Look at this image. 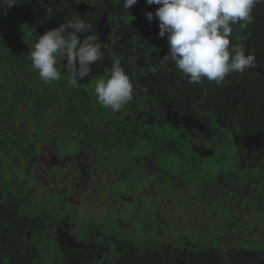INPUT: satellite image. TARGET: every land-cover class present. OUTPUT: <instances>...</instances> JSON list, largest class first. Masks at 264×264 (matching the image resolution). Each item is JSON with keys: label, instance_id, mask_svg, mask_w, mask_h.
I'll use <instances>...</instances> for the list:
<instances>
[{"label": "rangeland", "instance_id": "rangeland-1", "mask_svg": "<svg viewBox=\"0 0 264 264\" xmlns=\"http://www.w3.org/2000/svg\"><path fill=\"white\" fill-rule=\"evenodd\" d=\"M82 7L83 5H78V8L82 9ZM151 12L154 15L153 20L149 22L143 14L141 23L134 26V31L137 35L146 38L145 45L151 43L149 52L158 41L164 40L166 43L158 54L151 52L150 55L140 57L134 65L138 75L135 81L132 82L130 79L133 84V96L138 99L146 89L141 97L142 104L146 95H151V92L157 88L154 82L151 89L150 75L159 78L164 74H170L171 77L187 82L175 69L174 64L163 58L168 51V41L166 36L159 37L158 18H155V10ZM1 13L0 11V23ZM24 15L31 23L37 22L39 17L38 12L31 14L26 11ZM112 27L113 22L108 20V17H102L98 24L92 27V31L98 34L103 44V60L97 62L99 75H102L103 68L109 69L117 61L115 57L111 58L110 51L106 49L111 40L109 32ZM37 31L39 32L38 29ZM41 32L40 30L39 34ZM128 36L130 35L127 33L121 35L116 42L117 45L113 47L114 53L119 55V63L122 67L126 64ZM245 51L249 52L247 48ZM160 62H164L169 67V71L154 69L148 72L147 68H143V72L140 71L143 66H153ZM126 66L123 68L127 72ZM255 68L260 70L258 57ZM86 80L88 82L79 85V89L90 94L92 99H96L94 84L98 80L90 77ZM42 84L44 85L45 82ZM55 89V94L63 93L65 90L70 93L76 90L67 83L57 84ZM73 94L75 95V92ZM74 95L70 94L72 98L70 97L68 104L59 100L58 109L62 110V105H65L64 110L52 117L53 119L58 117L60 122L69 120L72 123L55 122L53 131L56 132H51L53 136L48 137L51 140L46 142L41 151L39 146L34 148L37 142L34 143L35 140H32L34 155L31 159L34 156L36 158L28 161L22 174L20 170L13 172L17 179L25 182L24 188H27L28 194L34 201L31 210L42 211L48 216L50 212H52L50 216L58 214L55 212L57 208L60 216L67 212V216H64L55 228L54 235L57 241L74 247L84 245L83 239L77 237L75 230L77 225L82 233L89 232L93 226L98 232L97 235L103 232L114 234L124 240L129 239L117 242L118 250L124 251H128L134 241H139L137 248H133L134 252L145 249L166 251L177 249V246H207L214 242L215 238L218 243L224 242L226 247L230 248L241 245L238 242L243 236L254 240L256 243L252 245L255 248H264L263 220L261 223L254 219L250 212L242 215L231 211L230 218L234 221L240 220L244 226L239 224V227L246 230L234 229L222 233V218L227 214V207L220 204L219 206L214 201L208 207L199 198V194H196L199 191L201 193L204 184L221 173L240 172L250 177L253 171L256 174L264 171V133L245 135L231 130V136L229 132H223L226 131L224 122L219 124V129L214 125V128H210L208 122L212 125L215 121L207 120L208 113L205 110L202 112L204 121L185 114L180 117L178 111L186 103L178 100L176 104L169 102L157 106L159 116L155 119L168 120L172 125L146 120L129 128L127 121L122 118V115L129 114L128 103L121 110L113 112L94 100L89 104L83 102L81 106L77 95ZM100 113H103V117L107 120V124L104 125L106 130L102 131L94 124L87 130L84 128L80 130L81 120L89 122V117L92 115L94 120L98 121ZM135 115L133 113V116ZM50 121L49 116L47 122ZM38 125L39 131L42 129V123L39 122ZM20 126H24V123L20 122ZM182 126L186 127L196 139L185 134ZM210 132L212 134L209 136ZM195 141L201 143V147L199 145L194 147L199 149V152L191 150L190 145ZM63 157H70V160L60 162ZM45 173L50 178H47ZM160 182L165 188L174 187L173 192L172 189L166 192L163 186H159ZM75 184L78 185L77 189ZM71 189L72 193L68 195ZM195 194V199H188ZM77 213L82 218L76 217ZM255 217L259 218V214ZM144 225L143 235L146 236L141 239L140 232Z\"/></svg>", "mask_w": 264, "mask_h": 264}, {"label": "trees", "instance_id": "trees-1", "mask_svg": "<svg viewBox=\"0 0 264 264\" xmlns=\"http://www.w3.org/2000/svg\"><path fill=\"white\" fill-rule=\"evenodd\" d=\"M24 2L29 3L26 5L29 10L26 11L31 14L45 11V20L40 18L39 21L44 24L46 30L57 27L75 16L90 18L93 24H97L105 11H109L116 17L115 27L109 35L112 37L109 49L112 57H118L113 47L117 45L120 36L125 33L130 35L126 40L129 47L125 62L132 82L138 75L134 67L137 49H140L139 53L146 51L141 57L150 55L147 49L151 43L145 45L146 38L137 35L134 26L141 23V15L156 11L158 5H148L146 0H138L135 6L126 10L123 8V0H72L73 3L85 4L87 8L84 13L70 8L71 2L63 1L59 6L51 0H23ZM48 2L53 4L52 8H45ZM107 4L113 5L114 8H108ZM13 7L3 15V23L0 25V264H264V248H255L252 244L256 242L246 236L238 242L241 245L230 248L226 247L224 242L218 243L215 238L214 242L207 246H182L171 254L162 249L121 252L111 246L105 238L96 239L95 229L92 227L89 232L82 233L76 225L80 235L86 238L84 245L76 248L59 244L52 229L59 224V219L64 214L60 216L58 208L55 211L58 214L52 216V212L48 216L42 211L31 210L34 201L27 188H24V180L17 179L13 172L20 170L22 174L34 155L32 140L36 143L45 135L53 136L51 132L56 131H53L55 122H71H60L58 117L52 118L64 110L65 105H62V110L58 109L59 100L68 104L70 94L74 95L75 92L74 96L87 100V104L91 100L98 102L79 87L71 93L65 90L55 94L56 85L68 84L69 75L65 61L59 57L57 66L61 80L42 84L43 81L33 69L31 61V51L39 36L29 27V21L22 16L21 12L24 11ZM94 7L96 9H93ZM94 10L95 13L92 12ZM253 16L252 23L234 26L233 43L256 55L260 59V70L248 68L242 74L234 73L233 76L226 77L221 86L206 79L200 84H190L171 77L170 74L159 78L150 75L151 89L154 82L157 88L150 96L144 94L147 96L145 101L176 104L178 100L186 103L179 109L180 115L201 117L205 110L208 113L207 120L215 121L212 126H215L216 122H224L226 129L232 127L239 134L264 133V5L254 8ZM154 46L151 52L156 55L162 45L157 48ZM94 68L96 69V66ZM154 69L169 71L164 62L152 66L151 72ZM86 79L79 81V85L88 82ZM102 114L100 113L98 121H92V115L89 122L81 120L80 130H87L93 124L98 125L102 131L106 130V120ZM79 115L81 116L80 113ZM49 116L50 123L47 122ZM20 122H23L24 126H20ZM39 122L42 123V129L38 131ZM15 160L17 162H14ZM201 188L204 201L209 206L214 201L227 207V214L223 217L224 229L228 227L233 231L239 228L236 226L239 221L236 222L229 216L232 203L239 205L244 213L248 208L255 216L259 214L257 219L264 221V171L258 174L253 171L250 177L240 172L221 173Z\"/></svg>", "mask_w": 264, "mask_h": 264}, {"label": "clouds", "instance_id": "clouds-1", "mask_svg": "<svg viewBox=\"0 0 264 264\" xmlns=\"http://www.w3.org/2000/svg\"><path fill=\"white\" fill-rule=\"evenodd\" d=\"M17 0H0V8H11ZM138 0H123L129 10ZM158 5L155 18L159 37H167L164 55L190 84L203 80L221 86L233 73L242 74L257 66L256 55L233 43L234 26L253 22V10L264 0H146ZM149 22L152 12L145 13ZM92 25L79 16L39 35L31 51L32 67L45 83L61 80L58 57L65 61L68 84L76 89L91 74V66L103 60V44L98 34H88ZM97 102L113 112L133 99V84L119 61L107 79L94 88Z\"/></svg>", "mask_w": 264, "mask_h": 264}, {"label": "flooded vegetation", "instance_id": "flooded-vegetation-1", "mask_svg": "<svg viewBox=\"0 0 264 264\" xmlns=\"http://www.w3.org/2000/svg\"><path fill=\"white\" fill-rule=\"evenodd\" d=\"M51 1H53L54 2V4L56 5V6H59V5H61V2H65V3H68V2H71L70 3V8H72V9H78L79 11H81V12H84V13H86L85 12V10H86V6H85V4H81V3H73L72 2V0H51ZM107 2V1H106ZM29 3L28 2H24L23 3V0H17V2H16V4L14 5L16 8H20L22 11H24V12H21V13H23L22 14V16H24L26 19H27V17L24 15V13L26 12V10H29V9H27L26 7H29V6H26V5H28ZM78 5L80 6V5H83V7H82V9H80V8H78ZM63 6H65V4H63ZM49 7H53V4H51V2H48V3H46V7L45 8H49ZM107 7L108 8H110V9H112V8H114V6L112 5H110V4H107ZM12 9L14 8V7H11ZM11 8L9 9V8H0V11L2 12L1 13V19H2V22L1 23H3V15L6 13V12H8V11H10L11 10ZM93 9H96V7H94ZM109 10V9H108ZM95 11L96 10H94V11H92V12H94L95 13ZM151 12V11H150ZM34 14V13H33ZM38 14H39V17H38V20H37V22H35V23H31V22H29V27L31 28V29H33L35 32H36V34L39 36V35H42L45 31H47L46 30V28H45V26H43L44 24L43 23H41L40 21H39V19L41 18V20L42 21H44L45 19H44V16H45V11H38ZM107 14H108V16H107ZM145 14V13H144ZM82 19H84L86 22H88V23H90L91 25H92V27H94V26H96L97 24H93L89 19L90 18H83L82 16H80ZM103 17H108V20H111L112 22H113V27H112V29L115 27V25H114V20H116V17H113L112 15H111V13L109 12V11H105V13H104V15H103ZM141 17H142V15H141ZM28 20V19H27ZM1 23H0V25H1ZM37 29L39 30V32H40V30L42 31L40 34H39V32L37 31ZM111 29V30H112ZM111 32V31H110ZM110 32H109V35H110ZM88 34H94L93 33V31H92V29L90 30V32L89 33H87V34H85V35H88ZM110 37V42L107 44V47H106V49H108V51H109V49H110V44H111V41H112V37L111 36H109ZM166 42L163 40V41H158V43H157V45L156 46H154V48H157L158 47V45H162V47H161V49L158 51V52H156V54H158L161 50H162V48H163V46H164V44H165ZM135 46H133V48H134ZM149 49H147V51H148ZM140 52V49H137V52H136V59H135V64L138 62L137 61V59H139L141 56H142V54L143 53H145L146 51H143L142 53H139ZM151 53V52H150ZM117 55V54H116ZM110 56H111V58H112V56L113 55H111V53H110ZM118 57H116L115 56V59H117V61H119L120 62V59H119V55H117ZM127 65V64H126ZM96 66V69L94 68ZM154 66V65H153ZM98 67H99V65H98V63H96V64H94V65H92L91 66V69H94V71H91V74H90V76H88V77H90V78H98V77H101V76H103V77H105L106 79L110 76V74H111V69H112V67L111 68H103V70H102V75H99V73H98ZM124 67V66H123ZM127 67V66H126ZM152 67V66H151ZM151 67H148V66H143L142 68H140V71H142L143 72V68H147L146 70L148 71V72H151V70H150V68ZM125 68V67H124ZM154 71V70H153ZM135 81V80H134ZM145 91H146V89H145ZM144 91V92H145ZM143 91H142V94L144 93ZM148 96H150V95H148ZM147 99V98H146ZM145 99V100H146ZM78 101H79V104L81 105V106H83L82 104H83V102H85V101H83V100H79L78 99ZM128 104L129 105H127L128 107H127V109H130V110H128V112H129V114H125V115H122V118L123 119H125L126 121H127V123H128V125H129V128H133V126L135 127V124H137V123H139V122H141V121H146V120H149L150 122H157V123H168V124H171L172 125V123H170L168 120H164V119H159V118H157V119H155L157 116H159L158 115V109H157V106L158 105H160V104H165V102H161L160 104H156L155 102H154V100H151V101H147V102H145L144 101V103L142 104V98L141 97H139L138 99L137 98H135L134 96H133V99L130 101V102H128ZM160 110H163L162 108H160ZM166 112V111H165ZM133 113H135L136 115L135 116H133ZM183 115L184 114H179L178 116H180V117H183ZM186 116H192V117H194V118H196V119H200V120H202V121H204L203 120V117L201 116V117H198V116H195V115H188V114H185ZM144 118V119H143ZM164 118H167V116H164ZM92 121H94V118L92 119ZM107 121V120H106ZM106 121H105V123H104V125L105 124H107L106 123ZM83 124V123H82ZM133 124V125H132ZM218 125L216 126H214V127H217L218 128V126H219V124H222V122H218L217 123ZM138 126H140V124H138ZM137 126V127H138ZM205 126H207V125H205ZM208 126H210V128H214L211 124H210V122H208ZM60 127H62V126H60ZM182 129H183V132L185 133V134H187V135H189L191 138H193V139H196L190 132H189V130L186 128V127H184V126H182ZM219 129V128H218ZM132 130L133 129H131V132H132ZM221 130V129H220ZM231 130H232V132H234V129H232V127L230 128V129H226V131H223V132H229L230 134H231V136H232V132H231ZM56 132V131H55ZM134 132V131H133ZM221 132V135H222V131H220ZM237 133V132H236ZM212 133L210 132V134H209V136L211 135ZM238 134V133H237ZM48 135L46 136H43L42 138H40L38 141H37V145L36 146H34V148H36L37 146H39V148H40V151H41V148L46 144V142L47 141H50L51 140V138H48ZM47 139V140H46ZM53 140H54V138H53ZM232 140H233V137H232ZM83 143V142H82ZM195 143H197V144H195ZM79 145V144H78ZM196 145H199L200 147H201V143H199V141H195L194 143H192L191 145H190V147H191V150H194V152L195 151H197V152H199L200 150L199 149H194V147L196 146ZM54 146H55V144H54ZM32 151H33V148H32ZM78 152V151H77ZM72 157V156H71ZM36 158V156H34L33 157V159H30L29 161H32V160H34ZM64 158H67V159H64ZM70 157H63L62 158V160L60 161V162H63L64 160H70L69 159ZM62 164V163H61ZM73 165V164H72ZM59 167V166H58ZM260 168H262V167H260ZM257 169H258V167H257ZM261 170V169H260ZM46 174V173H45ZM47 175V178H50L49 176H48V174H46ZM53 177V176H52ZM72 186V185H71ZM159 186H163L162 185V182H160V185ZM158 186V187H159ZM75 187H76V189H77V187H78V185L77 184H75ZM157 187V188H158ZM163 188L165 189V191L166 192H168L169 190H171L172 189V192H173V189H174V187H167V188H165L164 186H163ZM184 188V187H183ZM176 189H179V188H176ZM185 189V188H184ZM72 193V189L70 190V192L68 191V195H70ZM86 194H88V193H86ZM196 194H199V198L200 199H202L203 201H204V197H203V195L200 193V191L199 192H197ZM196 194L194 195V196H192V197H189L188 199H191V198H193V199H195V196H196ZM65 197V196H64ZM67 197V196H66ZM65 200V199H64ZM205 202V201H204ZM66 203H68V202H66ZM206 203V202H205ZM69 204V203H68ZM207 204V203H206ZM216 204H218V203H216ZM230 204V203H229ZM219 205V204H218ZM231 205V204H230ZM207 206L209 207V205L207 204ZM220 206V205H219ZM212 209V208H211ZM214 212H216L214 209H212ZM73 211H76V210H73ZM231 211H235V212H237L238 214L239 213H242V215L244 214V212L242 211V210H240V208H239V205L237 206V205H235V204H233L232 203V206L230 207V212ZM78 212V211H77ZM245 212H250L249 211V209L248 208H246L245 209ZM251 214H252V216L254 217V219H256V220H258L256 217H255V214H253L252 212H250ZM216 214H217V212H216ZM218 215V214H217ZM245 215V214H244ZM64 216H67V212L62 216V218H64ZM76 217H79V218H82V217H80L79 216V214L77 213V215H76ZM61 218V219H62ZM61 219H59V221L61 220ZM222 220H223V218H222ZM218 221H219V218H218ZM259 221V220H258ZM236 222H238V221H236ZM59 223V222H58ZM218 224H219V226H220V223L218 222ZM223 224H225V222H223L222 223V225H221V230H222V233L223 232H225V231H231V229L230 228H223ZM239 224L240 225H242V226H244V223H242L240 220H239V223H238V226H239ZM57 225H59V224H57ZM57 225H55V227L52 229V231H53V233L56 231V226ZM93 229H94V227L93 226H91ZM144 227H145V225L143 226V229L141 230V232H140V237H141V239H142V237L143 236H146V235H143V233H144ZM242 229H245V228H243V227H239L237 230L238 231H242ZM75 230H76V232H77V237H78V239H83V241L86 239V238H83L82 237V235H80V231L78 232V229L76 228V225H75ZM246 230V229H245ZM101 232V231H100ZM99 232V233H100ZM94 233H95V238L96 239H103V238H105L106 239V241L107 242H109V244L111 245V246H113L116 250H118L119 249V246H118V240L119 241H128V240H124V239H121V238H119V237H117L116 235H114V234H104L103 232H101V234L100 235H97V231H96V229L94 230ZM132 240V239H131ZM132 241H134V240H132ZM59 242V244L60 245H64V244H67V243H64V242H60V241H58ZM85 242V241H84ZM83 242V243H84ZM139 243V241H134V242H132L131 244H130V248L128 249V251H126V252H132V250L134 251L135 249H133V248H137V244ZM67 245H70V246H72L71 244H67ZM83 246V245H82ZM134 246V247H133ZM74 247V246H73ZM181 247L182 246H177L176 248L177 249H173V250H166L165 252L166 253H168V254H171L172 252H175V251H177V250H180L181 249ZM76 248H78V247H76ZM118 251H121V252H125L124 250H118ZM70 263H73V264H75L74 262H70Z\"/></svg>", "mask_w": 264, "mask_h": 264}, {"label": "crops", "instance_id": "crops-1", "mask_svg": "<svg viewBox=\"0 0 264 264\" xmlns=\"http://www.w3.org/2000/svg\"><path fill=\"white\" fill-rule=\"evenodd\" d=\"M153 58H151V60H152ZM148 67H151V65H148Z\"/></svg>", "mask_w": 264, "mask_h": 264}]
</instances>
